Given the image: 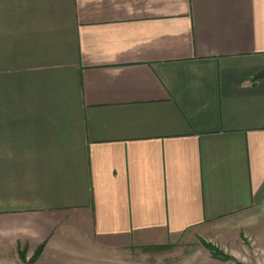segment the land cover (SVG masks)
<instances>
[{"label": "crops", "instance_id": "1", "mask_svg": "<svg viewBox=\"0 0 264 264\" xmlns=\"http://www.w3.org/2000/svg\"><path fill=\"white\" fill-rule=\"evenodd\" d=\"M262 196L264 0H0V264L264 243Z\"/></svg>", "mask_w": 264, "mask_h": 264}, {"label": "rangeland", "instance_id": "2", "mask_svg": "<svg viewBox=\"0 0 264 264\" xmlns=\"http://www.w3.org/2000/svg\"><path fill=\"white\" fill-rule=\"evenodd\" d=\"M259 201L264 203V196ZM137 258L133 264H264V243L245 237L231 249L201 241L181 250H144Z\"/></svg>", "mask_w": 264, "mask_h": 264}]
</instances>
